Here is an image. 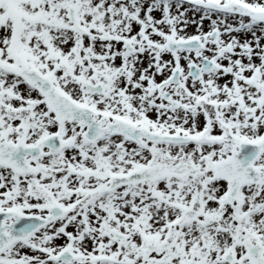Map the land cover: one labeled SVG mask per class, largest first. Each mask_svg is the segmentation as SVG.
<instances>
[{"label":"snow or ice","instance_id":"obj_1","mask_svg":"<svg viewBox=\"0 0 264 264\" xmlns=\"http://www.w3.org/2000/svg\"><path fill=\"white\" fill-rule=\"evenodd\" d=\"M0 264H264V0H0Z\"/></svg>","mask_w":264,"mask_h":264}]
</instances>
